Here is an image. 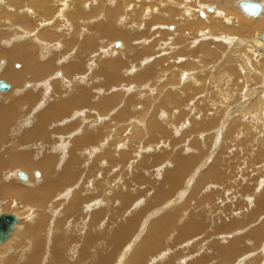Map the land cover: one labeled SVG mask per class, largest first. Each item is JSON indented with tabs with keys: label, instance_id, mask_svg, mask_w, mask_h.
<instances>
[{
	"label": "bare ground",
	"instance_id": "1",
	"mask_svg": "<svg viewBox=\"0 0 264 264\" xmlns=\"http://www.w3.org/2000/svg\"><path fill=\"white\" fill-rule=\"evenodd\" d=\"M52 1L54 2V0H6L5 2L6 5L1 6V0H0V79H5L11 84V88L7 84H6L7 85L6 89L1 88L2 90H7V91H4L3 94H0V201H4L3 199L5 198H12L14 200L15 205L19 206V208L22 209L23 212L27 213V212L35 211L38 217L35 223L33 224L30 223L27 227H25L22 230L19 227L22 218L21 214L18 213L17 216L14 213L0 212V214H13L18 219V222L13 226V230L10 232L6 240L0 243V246L1 245L5 246L6 244L7 246H9L8 241L10 240L11 235L14 233V231L17 230V228H19L21 232L20 233L21 244H18V248H16L15 253H13L14 255H10L8 258H6L7 256H5V260L1 261V263L2 264H42L45 260H47L45 259L46 257L48 258L46 264H112L113 255H114L113 251L115 250V247H117V245L118 247H125L128 245V248L130 247V250L134 246L131 253L128 255L130 261L133 264H142L143 261H145L144 260L145 256L150 255L152 252H153L152 255H156V253L159 251L161 247L163 248V250L169 251V249L173 247V244H176L178 242V239L175 238L176 233H180L181 235L187 233L188 235L187 239L190 238L193 239L196 237L198 238V236L200 235L202 237L204 235L203 239L208 238V234L206 231L208 229V226L206 227L205 230L202 225L203 219L197 222L198 220L196 215L195 217L191 214L190 216L188 214L187 217L185 215V217L188 219L186 220L187 223H186V227L184 228L185 229L187 228L188 231L187 230L185 231L184 228H181L180 225L178 227L174 226L172 222L179 221L178 219L181 218L182 216L180 215L181 217L179 216V218L177 219V217L174 216L173 214L179 212L178 211L179 209L185 211L186 208V206H182L181 204L175 206L173 210L171 209L172 211L175 210V212L170 215H168L170 211L164 213L161 216L156 215L159 212H161V210H158L159 212L157 211L156 213L153 214L150 212L151 214L148 215V218L150 219L152 215H156L157 219H154L152 221L149 219L148 221L142 220L143 224L141 223L142 225L139 226L136 237H132L130 234L123 237L122 235L126 232V226L122 225L123 220H127V224H129L133 218L139 220L141 218L140 217L141 212L148 211L150 207L154 206V204L151 203L152 196L145 199V193L149 191L151 192L153 187L147 185L144 191L140 190V193L139 190L137 189H133L136 190V192L134 193L126 192L128 188L123 187L122 185L123 182L132 179V181L134 182L138 181L137 183H139V180H141L142 178H137L136 176H134L133 178L128 177L129 179L126 180L127 179L126 175H128V172H126L123 169V165H125L124 163L125 158L123 155L124 152L123 153L120 152L119 155L116 157V153H114V145L113 147L110 146L108 144L109 142L108 140L105 139L107 143L105 142L104 144H102L104 145L103 149H101L98 152L99 148L97 147L98 150L96 151L98 154H96V152L94 154L95 149L93 147L95 142L99 140V136L96 135L94 132L96 131V129L91 119L100 120L98 119V115H100L98 113H105L106 111L108 113L109 111L112 110V108L116 104H118L119 111L115 115L114 123H110V125H114V124L120 125L119 122H122L126 119L128 120L129 117H131L130 115H132L133 111H135L134 104L137 103L136 100L132 98L130 101H127L123 104V101L118 100L117 95L109 96L107 95V93L103 92V90H107L113 84L120 83L123 81H125L124 83L125 85L129 84L130 81H134L137 85L143 84L144 82L145 83L150 81L152 82L156 79L155 77L157 75L161 74L163 69L165 70L164 59L161 58L160 61L158 60L156 61V63H152L153 65L150 63V65L145 66L140 71L135 70L136 73L129 78L124 79L123 78L124 74L120 73L124 66H128L132 62L139 63L140 60L143 58V56L145 57L150 55L149 48L142 46L137 47L132 43L134 40L137 41V39H140L144 34L141 33L138 27L134 24L135 19L139 20L142 25L145 22H148L146 17L135 16L138 14L142 15L143 13L142 9L136 11V13L134 12L130 13L129 11H126L125 9L128 10V8H125L123 11L120 9L121 5L123 7H126L127 1L129 0H113V2H110L109 7L105 8L102 11V13H100L99 16L97 14L98 16L97 18H92L94 15H96L99 9L97 2H95L93 9L89 10L87 8H82L83 7L82 4L84 3L86 5V3L88 2V1L86 2V0H79V1L65 0L62 4L60 3L59 5L61 11L64 12L63 15H68L67 17L69 18V21L66 22L67 32H65V30L62 31L60 29L61 27L59 26V24L63 22L60 21L61 23L59 24L55 23L56 21H53L55 20L54 18L50 22H47V20L51 17L52 14L50 13L51 11H48L45 8H47L46 6H48L46 4H50ZM147 1L148 2L152 1V3H154L153 1L158 2L160 4L159 5L160 8L159 7L158 8L161 10V12L162 10L164 11L168 10L166 9V5L168 2H173L172 4L176 3V5H179L177 4L178 2L182 6H188V4L194 3L193 2L194 0H186L185 3H182L181 0H147ZM200 1L202 2L205 1L215 4V7H213V9H210V7H206V8L212 11V13H214L215 15L216 17L215 24H217L219 28L217 25L214 26L215 24L213 26L215 28H218L217 29L218 32L225 33L226 35L230 34L233 35L234 37L235 36L247 37L253 35L256 36V34L258 36L259 34L258 38L255 39L251 38L253 41L252 40H251L252 42L249 41L253 45L252 47L254 48V50H256L253 56L251 55V52H249L250 48L248 49V45H246L243 41L237 40L226 44L227 46H229V51H231V53H229L228 55V58L224 61V64H226L225 67H227V70L229 68L231 72L229 71L230 74L227 75L225 74L224 71L225 69L223 70L224 72L222 71V73L225 74V76L227 77V84L230 85L233 82L234 79H231V77L236 74V70H235L236 68H238V70H240V73H242L245 77L253 71L257 72L256 69L258 70V68L259 70L261 68L264 69V53H258V51L264 50V33H262L264 31L263 30L264 14L262 15L264 10V0H240L237 2L234 8L235 12L231 11L232 10L231 4L233 0H200ZM255 1H259V2H255ZM195 4L196 2L194 3V5ZM245 4L258 5L259 6V9L257 10L258 12L255 13L254 15H250L246 13L241 8ZM8 6H11L12 8L11 7L9 8ZM28 7L31 8L33 14H35V18L37 17L40 18L39 20L35 19L37 20V22L36 25L34 26L30 25V22L28 20L29 18H27L28 16H26ZM65 7L68 8L67 12L65 11L66 9ZM22 8H24V10H22L20 14V9ZM52 8H54V6H52ZM9 9L12 11L11 13L9 12ZM202 9L203 8L196 9L198 10L197 15L206 18L209 16V14H212L210 13V11H205V9L203 10ZM52 11L55 12V9H53ZM184 13L186 12L184 11ZM121 14H123L124 16L122 22L124 26H119L120 22L117 23V20ZM240 14L248 17L244 19L243 17H240ZM42 15L43 18L41 17ZM153 15L155 16V14ZM228 15H230V17H228ZM57 16L60 17V15ZM165 19H167V17ZM250 19L254 21H251ZM43 21H46L47 23ZM124 21L129 25H125ZM181 21H179L178 24H182L180 23ZM220 22H225L230 27L224 28ZM195 23H197V21ZM45 26H49V29L47 30H49L50 32L44 31L46 29ZM163 26H165V24ZM42 28L44 30H42ZM181 29L183 30L184 28L182 27ZM186 29L187 28H185V30ZM79 31H82L81 35L79 34L80 33ZM187 31L188 30H186L185 32L187 33ZM213 32L218 34V32L216 31ZM153 34L155 33L153 32ZM206 34L210 36L209 31H206ZM182 35H178L180 38H178L177 40H176L177 37L174 35L176 38L173 36L172 44L173 45L182 44L183 41ZM211 35L213 34L211 33ZM97 38H99V41H97ZM114 39L124 40V44H121L120 42H114V45H112L115 46V48L121 47V49L108 50V52L111 54L110 60L105 58H95L94 50H96L97 48L100 49L101 48L100 44L107 45L110 43V41ZM195 42H196L195 43L196 46L194 48L183 47L182 49L177 51L178 55H174V56L172 55L173 57L172 59L175 61V63L179 62L180 64H182L185 71L186 69L191 71L195 69L199 70V68H204L207 65L216 62L221 55V53L219 54L218 51L221 50L220 48L222 47V45L207 41H204L203 43L197 45V41ZM165 48H167V46L162 44L160 50ZM247 49L249 50L248 54H247ZM106 51L107 50L103 51L104 54ZM110 54H108V57ZM180 54L183 55L182 61H179L177 59V57ZM99 55L100 54H98L97 57H100ZM254 56H263V57L262 59H260ZM65 57H67L68 60L66 61L65 59H63L66 62L64 64H60L59 60H62V58ZM234 60H237V62H235ZM92 62L93 64L91 65ZM17 63L19 65H17ZM175 63L173 62V64ZM180 64H179V68L182 67V66L180 67ZM15 65H17L18 67L16 68ZM234 66L235 69L231 70V68H234ZM168 70H169V66H168ZM217 70L209 73L211 74L209 76L213 77V75H215L214 73H216ZM170 73L172 75L170 76V78H167L165 84L166 83L175 84L178 82L179 79L180 81L182 80L183 83H185L183 84V86L188 85L190 90H195L196 92H199L200 91L199 89H203L201 88L202 86L207 87V85L210 86V83H212L209 82V84L207 83L203 84L202 80L198 77L197 74H195V76L192 75L193 77L188 76L189 74L188 75L186 74L185 77L184 73L181 71H176L175 67L173 68L171 67ZM222 75L216 74L214 76L216 80L214 79L213 80H214V84L216 85L213 86V88L218 87L220 82L223 83V78L221 79ZM205 78H207L206 75ZM186 79H188V81ZM1 82L3 81H0V83ZM163 85L164 84H161L160 86L156 85L157 86L156 93L157 91L159 93L162 90ZM211 87L210 89H213ZM101 88H103V90H101ZM94 89H97V95H100V93H104L101 99L99 100L94 99L93 97ZM181 89L184 90L187 88L184 86V89L182 87ZM213 90H209L210 95L211 93H213ZM175 92L177 91L166 92L164 93V98L162 97L163 98L162 106L166 108V111L172 107H176L175 105L179 104V101L182 100L183 98V96L181 97V95H179L180 97H178L175 94ZM186 95H187L186 97L189 96L188 94ZM214 96L216 95L213 96L211 95L209 97L213 99ZM201 98L199 100H201ZM185 99L186 98H184L183 100ZM37 100L41 101V103H39V105L36 106L37 107L36 112L35 113L33 112V114L31 113L29 114L31 107L37 102ZM182 104L183 103H181V105ZM196 104L194 103V105ZM205 106L207 105L205 104ZM20 108H22L21 112L19 111ZM168 111L171 112V110ZM159 112L157 114H160ZM167 113L164 112L163 116L166 115ZM175 113L177 112H174V114ZM27 114H29L30 119L29 118L26 119ZM197 114L198 113H196V115ZM150 116L151 117L147 119L148 129L151 128L156 129L155 131H159L162 136L165 134L169 135L168 133L169 131L162 125L163 123L161 124L162 120L164 121V119L158 116L159 119L161 120L160 122L159 119L156 117V115L155 116L150 115ZM176 116L177 115H175V117ZM133 117L141 120L144 117L143 111L137 112V115ZM172 118L173 117H171V119ZM166 119H168V117ZM173 121H175V119ZM137 123L139 122L137 121ZM202 124L203 123H201V125ZM145 125H146V120H145ZM150 125L151 128H149ZM212 125L215 126L216 124L214 123L211 124V126ZM108 126L109 125H105L104 128H111V126L109 127ZM129 126L132 129L135 128L131 124ZM254 127L257 130H260V126H257L255 124ZM187 128L189 129L190 126ZM201 128L198 129L200 130ZM215 128L216 127H214V129ZM225 128L227 129V132L230 135L233 131L235 130L237 131V129L241 130L240 132H238L239 134L240 133L243 134V132H245L244 127L238 128L236 125L233 126L230 123H228V125ZM136 131L137 130H135V132ZM191 132L193 133V131ZM197 132L195 131L196 134ZM103 135L104 133L102 134V136ZM135 136H133V138ZM193 136H195V134ZM181 139H183L182 136ZM193 139H194L193 141L195 142V137ZM197 140L200 141V139ZM193 141L192 144L194 143ZM251 141L253 142V140ZM197 146H200V143ZM177 152L178 150L176 152L173 151V154L170 155L169 160L170 163L172 164V170L168 172V174L166 175L165 182L163 184L157 185L158 188H165V189H171L172 191H176L178 189L177 187L181 186L182 184L181 177L183 178L184 171L187 170L192 165H194L196 160L198 161V157H197L198 155L197 154L194 155L190 153V151L187 148L185 152L184 151L180 152V150L179 153ZM164 154L161 156L162 159H160L159 161L165 159L167 154L165 155ZM128 160L126 159V161ZM141 161H143V159ZM146 161L148 162L147 159ZM104 163L105 166L107 165L109 166L110 164L118 165L115 169H113V171L114 170L116 172L120 171V175L122 177L120 176L121 180L118 182V186L117 187L115 186L116 187L115 189H113L114 185L111 186L112 173L109 172L107 174H104L103 173L104 171H102V168L105 167L103 166ZM140 163H138V165ZM215 163L216 164H212V166H210L207 172L195 176L196 184L193 187V189L190 188L191 190H193L196 193V191L199 190L198 187L202 183H203L202 185H204L205 181H208L207 179L209 178L214 179L215 181L219 179L222 180L218 176V172H220L219 164L222 163V160L219 161L218 159H215ZM141 164L142 165L139 166L143 167V163ZM98 166H100L101 169H99ZM147 167L146 169H148ZM81 168H85L86 173L85 175L83 174L85 177L83 178V175H81L80 180L83 181L82 183L78 182L79 184L76 185V182L80 177L79 172H82ZM13 169L17 170L14 172V178H17L18 180H19V176L22 180L28 179L26 173H24V171L23 172L19 171L20 169L29 172L34 169L36 170L38 169L41 172V177L40 179H38L39 183H34L30 179H28V184L32 188L26 189L15 183L14 181L16 179L14 181L13 179L11 181L10 180L8 181V178L11 177L9 176L8 173ZM6 174H8V176H6ZM120 177L118 179H120ZM184 177H186V175ZM118 179L116 180L118 181ZM225 181L226 180H223V182ZM125 185H129V183L127 184L124 183V186ZM120 188H122V190ZM194 192L192 193L195 195ZM190 193L188 194V199L196 198L195 196H193L192 193L190 195ZM211 195L213 194L211 193ZM259 195L260 196H258V198L256 196L257 198L256 199L257 202H255L256 213H251V215L249 216L250 220L253 217L255 218L257 214H261L264 212V190L261 193H259ZM215 196L216 195H214V197ZM166 197L171 198L170 201L172 202L171 204L178 201L177 199L173 200L174 195L171 193L163 196V198ZM99 198L100 200H98ZM204 198L201 199V201L202 200L204 201ZM94 199H97L98 201L96 200L97 201L96 204L93 202L95 205L93 206L91 205L93 207L92 210L89 209L88 213H86L85 205ZM142 200L144 205L139 209H137L136 211L134 210L133 213H131L132 211H130L129 212L131 213L130 217L123 219L124 215L128 213L126 212V205L132 201H135V203L132 206L138 207L139 202ZM170 202L165 203L164 206L167 207L168 204H170ZM0 204H2V202H0ZM99 205L101 209L102 207L107 209L106 218H104L103 216L104 213L103 211H96V209L99 208L98 207ZM90 211L91 213H89ZM115 213L116 216L114 215ZM56 214L58 215L55 217ZM81 214H83L84 216L87 215V218L85 220L84 217L83 219H81L80 217ZM154 217L155 216H153V218ZM49 218H54L55 221L53 225L49 223L52 226V234H50L51 238L46 239V234H45L47 230L46 224L49 225L46 222H49ZM149 221L151 222L149 223ZM145 222L146 224H144ZM147 222L150 224L148 231L146 228L148 225ZM199 223L201 224V227L199 226L200 225ZM260 223L262 224L257 226L258 228H254L251 232V238H253V241H255L252 243L254 244L255 247H257V242L261 239L262 235H264L263 233L264 221ZM100 225L101 228L103 227L104 228L100 229L99 228ZM242 226L243 224L239 221V222H234L231 225L224 224L215 227L212 226L210 227V231L211 233L219 234L220 232H224V231L229 232L231 230H234L235 228H240ZM171 228H175V230L169 238L163 240L162 237H159L161 233ZM84 229H85V233L83 232ZM132 230H134L133 226H132ZM191 231L196 232V234H193ZM119 237L120 239L118 243H116L115 238H119ZM239 238L231 242L228 241L229 242L228 245H224V244L221 245L217 241L215 242L216 244L213 245L210 244L212 247L210 250L213 251L212 253L215 256H217V258L219 257L221 258L220 261H218L219 262L218 264H232L237 256L243 254L242 248L239 246L240 245L239 243L242 240ZM123 239H125V241H122ZM199 239L201 240L200 237ZM203 239L201 240V242L203 241ZM10 247H7L4 252L10 251L11 250ZM109 249H111L112 252L108 253ZM68 251H70L69 252L70 256L64 258L62 256V252L65 254ZM119 256L127 257V251H125V249L120 251L118 257ZM263 256H264V251L262 252V257ZM154 257L153 258L151 257L150 259L152 260L151 262H153ZM71 258H73L72 262H70ZM255 259H253L252 261L250 260L249 262L248 260H246L248 262L247 264H254V262L257 261ZM260 260H261V256H260ZM263 261H264V257H263ZM262 264H264V262Z\"/></svg>",
	"mask_w": 264,
	"mask_h": 264
},
{
	"label": "rangeland",
	"instance_id": "2",
	"mask_svg": "<svg viewBox=\"0 0 264 264\" xmlns=\"http://www.w3.org/2000/svg\"><path fill=\"white\" fill-rule=\"evenodd\" d=\"M57 1H58V3H57ZM64 1L65 0H54V2L52 1L50 4H46L48 6H46L47 8H45V9H47L48 11H51L50 13L52 14L51 17L47 20V22H50L51 20H53V18L55 19L53 21H56L55 23L59 24V23L63 22L65 25L63 23H61V24H59V26L61 28L60 27L59 28L62 31L65 30V32H67L66 22L69 21V18L67 17L68 15H63L64 12H62L60 7H59L60 3L62 4ZM89 1L91 2V4ZM185 1L186 0H181L182 3H185ZM199 1L200 0H194L193 2L194 3L196 2V4L194 5V3H190V4H188V6H182L178 2H177V4H179V5H176V3L172 4L173 2H168L166 5V9H168V10H166L167 12L164 10H162V12H161V10L159 9L160 4L156 1H153L154 3H152V1L148 2L147 0H139V1L138 0H129V1H127L126 7H123L122 5H121V7L119 6L120 9L123 11L125 8H128V10L127 9H125V10L129 11L130 13H133V12L136 13V11H139L140 9H142V12H143L142 15L138 14L135 16L136 17H138V16L146 17L148 22H145V23L143 22L146 25V27H145V25L143 24L144 25L143 26L139 20L135 19L134 24L138 27L140 32L144 33V34L140 39H137L138 42L136 40H134L132 43L134 45H136L137 47H141V46L147 47L150 50V55L145 56V57L143 56V58L140 60L139 63L132 62L128 66L123 67V69L120 72V73L124 74L123 78L125 79V78H129V77L133 76L136 73V71H140L145 66L150 65V63L152 64V63H156V61H158V60L160 61L161 58L164 59L165 70L163 69L161 74L157 75L155 77L156 79L152 82L151 81L146 82V83L144 82L143 84L137 85L134 81H130L129 84L125 85L124 84L125 81H123L120 83L113 84L107 90H103V88H101V90H103V92L107 93V95H109V96L110 95H117L118 100L123 101V104L127 101H130L132 98H134L137 103L134 104V110L135 111H133V114L130 115L131 117H129L128 120L126 119L122 122L118 121L120 123V125H118V124H114L115 126L110 125V123H114L115 115L119 111L118 104H116L112 108V110L109 111L108 113H107V111L105 113H98V114H100V115H98V119H100V120L91 119L93 121V124L95 125V129H96V131H94V132L96 135L99 136V140L95 142L94 147H93L95 149L94 154H95V152H96V154H98L96 150H98V148H99V150H98V152H99L101 149H103L104 145H102V144H104L106 142L105 139L108 140L109 141L108 144L110 146L113 147V145H114V153H116V157L119 155L120 152H122V153L124 152L123 155L125 158V162H124L125 165H123V169L126 172H128V175H126V178H127L126 180H128L129 178H133L134 176H136L137 178H142L141 180L138 179L139 183H137L138 181L137 182L132 181V179H129L128 181L123 182L122 183L123 187L128 188L126 190V192L127 193H130V192L134 193V192H136V190H133V189H137V190H139V193H140V190L144 191L145 187H147V185L153 187L151 192L149 191V192L145 193V199L152 196L151 203L154 204V206L150 207L148 211L141 212L140 213L141 218L139 220H136L135 218H133L129 224H127V220H123L122 225L126 226V232L122 235L123 237L128 235V234H130L132 237H136L139 226L143 224L142 223L143 221H148V219H149L148 215H150L151 213L152 214L156 213L158 210H161V212L158 211L159 213L156 215L161 216L168 211H170L168 213V215H170V214L175 212V210L174 211H172V210L175 208V206H177L179 204H181L182 206H186V208H185V211L179 209L178 210L179 212L173 214L174 216L177 217V219L179 218L180 215L182 216V217L180 216L181 218L178 219L179 221L172 222L175 227H178L179 225L181 226V228L186 227V223H187L186 220L188 219L186 217L188 216V214H189V216L191 214L194 217L196 215L197 220H198L197 222H199L200 220L203 219L202 225H203L205 230H206V227L208 226V229L206 230L207 234H208V238L203 239L204 235H203V237L200 235V236H198V238L196 237L193 239L192 238L187 239L188 238L187 233L184 235H181L180 233H176L175 238L178 239V242L176 244H173V247L171 249H169V251H165L161 247L159 249V251L156 253V255H152L153 252L150 255H147L145 257L141 254L145 260V261H143L142 264H218L219 263L218 261H220L221 258L219 256H218L219 258H217V256H215L212 253L213 251L210 250L212 248L211 245L216 244L215 243L216 241L219 242L221 245L222 244L228 245L229 242H231L233 240H237L239 237H240L239 239L242 240V241H240L239 246L242 248L243 254L237 256L235 258V261H233V263L234 264H243V263L247 264L250 260L252 261L257 256L255 259L257 261H255L254 264H258V263L262 264L264 262L263 261L264 256L262 257V252L264 251V235H262L261 239L257 242V247H255L254 244L252 243L255 241H253V238H251V232L254 228H258L257 226L262 224L260 222L264 221V212L261 214H257V216H255V218L253 217L251 220H250L249 216L251 215V213H256V206H255V204H256L255 202H257L256 199L258 198V196H260L259 193H261L264 190V141H263V139H264V95H263L264 94V69L261 68L259 70V68H258V70L256 69L257 72L253 71L254 73L251 72L245 77L242 73H240V70H238V68L235 69V66H234V68H231V70L235 69L236 74H238V75H236V74L233 75L231 77V79H234L232 82L234 84L231 83L230 85H228L227 84V77L225 76V74L228 75V74H230L231 71L229 68L227 70V67H225L226 64H224V61L228 58L229 53H231V51H229V46L226 45L227 43L234 42L237 40L243 41L246 45H248V49L250 48L249 49L250 51L247 49V54L249 51V52H251V55L253 56V54L255 53L256 50H254V48L252 47L253 45L251 44V42L253 41L252 40L253 38L254 39L258 38L259 34H258V36L256 34V36L253 35V36H247V37H243V36H241V37L235 36L234 37L233 35H230V34L226 35L225 33L218 32L217 29L219 28V26L217 24H215L216 23V17L214 15V13H212V11H210L206 8V7H210V9H213V7H215V4H212L210 2H205V1H203V2L202 1L199 2ZM238 1H240V0H233V2L231 4V9H232L231 11L235 12L234 8H235ZM5 2H6V0H1V6L6 5ZM86 2L85 3L87 6L83 3L82 4L83 7L82 6L81 7L87 8L89 10L93 9L95 2H97L99 9H98V12L96 13V15H94L92 17V18H97L105 8L109 7L110 2H113V0H104V1L103 0H95V1L94 0H86ZM103 2H105V3H103ZM255 2H259V1H255ZM137 3H138V5H137ZM139 4H141V5H139ZM51 5L54 6V8H52ZM175 5H176V7H175ZM8 7L10 8L11 6H8ZM201 8L205 9V11H210V13H212V14H209V16L206 18L201 17L200 15H197L198 10H196V9H201ZM53 9H55V12L52 11ZM22 10H24V8L20 9V14H21ZM67 10H68V8L65 9L66 12H67ZM131 10H132V12H131ZM187 10H189V11H187ZM184 11L186 13H184ZM9 12L11 13L12 11L9 9ZM29 12L33 14V11L31 10V8L28 7V10L26 12V16H28L27 18H29L28 20L30 22V25L34 26V25H36L37 20H39L40 18H38V17L35 18V14H33L34 15L33 16ZM61 12H62V14H61ZM168 12H169V15H168ZM27 13H28V15H27ZM150 13H151V15H150ZM157 13H158V15H157ZM179 13H181V14H179ZM97 14H98V16H97ZM140 14H141V11H140ZM153 14H155V16ZM177 14L180 16H178ZM263 14H264V10H263L262 15ZM57 15H60V17ZM185 15H187V16H185ZM156 16H158V17H156ZM165 16L167 17V19H165L166 18ZM41 17L43 18V15ZM154 17H155V19H154ZM228 17H230V15H228ZM240 17H243L244 19H246L248 16L246 17L245 15L240 14ZM123 18H124V16H123V14H121L117 20V23L120 22L119 26H124L122 24ZM231 18H234V17H231ZM35 19H37V20H35ZM252 19H255V18H252ZM252 19H250V20L254 21ZM34 20H35V22H34ZM247 20H249V19H247ZM86 21H87V19H86ZM152 21H154V22H152ZM179 21H181L180 23H182V24H178ZM196 21H197V23H195ZM43 22H46V21H43ZM163 23L165 24V26H163L164 25ZM169 23H170V26H169ZM189 23H192V24H189ZM220 23L223 25L224 28L230 27L225 22H220ZM124 24L129 25L125 21H124ZM148 24H149V26H148ZM180 25L184 28L183 30L181 29L182 27ZM213 25L214 26L217 25L218 28H215ZM188 26L189 27L192 26V27L189 28ZM43 28H42V30H44L46 28L44 31L50 32L49 30H47V29H49V26H45V28L44 29ZM175 28L177 29V32H176ZM185 28H187L186 30H188L187 33L185 32L186 31ZM158 30H159V32H158ZM181 30H182V32H181ZM156 31H157V33H156ZM206 31H209L210 36H208L206 34ZM213 31L218 32V34L213 32ZM79 32H80L79 34L81 35L82 31H79ZM153 32L155 34H153ZM211 33L213 35H211ZM262 33H264V31ZM145 35H147V36H145ZM178 35H182V40H183L182 44H174L173 45L172 44L173 36L177 40L178 38H180ZM189 36H190V38H189ZM154 37H155V39H154ZM19 38H21V37H19ZM151 40H153V41H151ZM97 41H99V38H97ZM195 41H197V45H199L200 43H203L204 41L217 43L219 45H222V47L220 48L221 50L218 51V53L219 54L221 53V55L216 62L207 65L206 66L207 68L206 67L199 68L200 71L198 69L191 70V71L186 69V71H185L182 64H180L179 62L175 63V61L172 59L173 58L172 55L173 56L178 55L177 51H179L183 47H191V48L193 47L194 48L196 46ZM246 41L247 42L251 41V42L247 43ZM114 42H120L121 44H124V40H122V39H114V40L110 41V43L107 45H101L100 44L101 48L100 49L97 48L96 50H94L95 51V58H105V59L110 60L111 54L108 52V50H112V49L120 50L121 49V47L115 48V46H112V45H114ZM51 44H54V43H51ZM162 44L167 46V48L160 50ZM104 50H107L105 52V54L103 52ZM257 50H259V49H257ZM97 53L100 54L99 55L100 57H97L98 56ZM258 53H264V50L258 51ZM108 54H110L109 57H108ZM182 56L183 55L180 54L177 57V59L179 61H182ZM254 57H258V58L262 59L263 56H254ZM63 59H65L66 61L68 60L67 57L62 58V60H59L60 64H64L66 62ZM234 61L237 62V60H234ZM173 62L175 64H173ZM232 63H234V62H232ZM92 64H93V62L91 63V65ZM179 64H180V67L182 66L181 68H179ZM17 65H19V64L17 63ZM17 65H15L16 68L18 67ZM138 66L141 68H139ZM168 66H169V70H168ZM171 67L172 68L175 67L176 71L183 72L185 77H186V74L187 75L189 74L188 76H191V77H193V76H195V74H197L198 77L202 80L203 84H205V83L209 84V82H212V83H210V86H208V85H207V87L202 86L201 88H203V89H199L200 91L203 90L202 91L203 93L200 91H199L200 92L199 93V92H196L195 90H190L188 85H184L187 88V89H184L183 84H185V83H183V81L182 80L180 81L179 79H178V82L175 84H172V83H170V84L166 83L165 84V81L167 80V78H170V76L172 75L170 73ZM219 68H221V69H219ZM215 70H217L216 73H214L215 75L216 74L222 75L223 70L225 71V74H223L221 77V79L223 78V83L220 82L219 86L217 85L218 87L213 88V86L216 85V84H214V80H216L214 77L215 75H213V77H210L209 75H211V74H209V73H211L212 71H215ZM205 75L207 78H205ZM186 80L188 81V79H186ZM0 81H3L5 84L10 86V88H11V84L8 81H6L5 79H0ZM153 83H154V85H153ZM161 84H164L162 87V90L159 93H158V91L156 93V90H157L156 85L160 86ZM234 86H236V87H234ZM181 87L184 90H182ZM210 87L213 88L214 90L210 89ZM207 89H208V91H207ZM223 89H224V91H223ZM209 90H213V93H211V95L212 96L216 95V96H214L215 99L213 97H212L213 99H211L209 97V96H211ZM4 91H7V90H2L0 88V94H3ZM170 91H177V92H175V94L178 97H180L179 95H181V97L183 96V98H182V100L179 101V104L175 105L176 107H172V108L168 109V110H171V112L167 110L168 111V113H167L166 108H164L162 106V99L164 98V93L170 92ZM179 93H181V94H179ZM186 94H188L189 96L186 97L187 96ZM190 94H192V95H190ZM103 95H104V93H100V95H97V89L93 90L94 99L99 100L102 98ZM194 95H197V96H194ZM220 97H221V99H220ZM154 98H155V100H154ZM184 98H186V99L183 100ZM200 98H201V100H199ZM206 101H208V102H206ZM204 102L207 106H205ZM39 103H41V101L37 100V102L31 107L29 114L30 113L33 114V112L34 113L36 112V110H37L36 106H38ZM181 103H183V104L181 105ZM194 103L195 104L198 103V104H196L197 106L194 105ZM195 106L197 109L195 108ZM156 107H158L160 109V112H159V109ZM218 107H219V109H218ZM197 110H199V111H197ZM19 111L21 112L22 108H20ZM140 111H143V116H144L143 118L144 119L142 118L140 120V119L134 118L133 116L137 115V112H140ZM156 111H158L160 114H157L158 112H156ZM162 112L163 113L165 112L167 114L163 116ZM174 112H177V113L174 114ZM178 112H180V113H178ZM196 113H198V114L196 115ZM29 114L26 115V119L29 118ZM93 115H96V114H93ZM150 115H152V116L156 115V117L158 119H159V117L164 119V121L162 120V122L160 119H159V121L161 122V124L163 123L162 125L169 131L168 132L169 135L165 134L162 136L159 131H155L156 129L151 128V125L149 127L151 129H148L147 119L149 117H151ZM175 115H177V116L175 117ZM30 117H31V115H30ZM167 117H168V119H166ZM171 117H173V118L171 119ZM199 118H202V119H199ZM134 119H136V120H134ZM174 119H175V121H173ZM145 120H146V125H145ZM192 120L194 121V123ZM137 121L139 123H137ZM210 121H212V122H210ZM201 123H203V124L201 125ZM214 123L216 125L211 126V124H214ZM228 123L232 124L233 126L236 125L238 128L244 127L245 132H243V134H241V133L239 134L238 132H240L241 130L237 129V131L236 130L233 131L230 135L227 132V129L225 128L228 125ZM254 123L257 126H260V130H257L254 127L255 126ZM130 124L133 125L135 128H133V129L130 128V126H129ZM136 124H137L138 128L136 127ZM105 125H109V126H111V128H104ZM172 125H173V127H172ZM191 125H192V128H191ZM189 126H190V128L188 129L187 127H189ZM201 126H202V128H201ZM207 126L210 128H208ZM194 127L196 130L194 129ZM214 127H216V128L214 129ZM198 128H201L202 130L201 129L199 130ZM184 129H186V130H184ZM203 129H204V131H203ZM211 129H213V130H211ZM135 130H137V131L135 132ZM150 131H151V133H150ZM191 131H193V133ZM195 131L196 132L199 131V132H197L198 135L195 133ZM209 131H211V132H209ZM189 132H190V134H189ZM103 133H104V135L102 136ZM194 134H195V136H193ZM187 135H189V136H187ZM190 135H191V137H190ZM133 136H135V137L133 138ZM181 136L183 139H181ZM194 137H195L196 143L193 141ZM196 137H198V138H196ZM187 138H189V139H187ZM197 139H200L201 142ZM206 139L208 140V143H207ZM183 140H184V142H183ZM251 140H253V142ZM110 141H112V142H110ZM192 141L194 142L193 144H192ZM175 143H177V144H175ZM188 143H190V144H188ZM199 143H200V146H197ZM195 144H197V145H195ZM186 148L190 151V153H192L194 155L195 154L198 155L197 156L198 161L196 160L197 162L195 161L194 165H192L191 167H189L187 170L184 171V174L186 175V177H184L185 176L184 174H183V178L181 177V179H182L181 186H178L177 187L178 189L176 191H172L171 189L158 188L157 185L163 184L165 182L166 175L168 174V172H170L172 170V164L170 163V160H169L170 155L173 154V151L176 152L177 150H178L177 153H179V150H180V152L181 151L185 152ZM171 149H172V151H171ZM164 153L167 154V156L165 157L164 160L159 161L160 159H162L161 156ZM259 153H260V155H259ZM126 156H127V158H126ZM93 157H92V159H93ZM199 157H202L203 160H202V158H199ZM128 158H129V160H128ZM126 159L128 161H126ZM142 159H143V161H141ZM146 159L148 160V162L146 161ZM215 159H218L219 161L222 160V163L219 164L220 172H218V176L222 180L219 179V180L215 181L214 179L209 178V179H207L208 181H205L204 185H202L203 184L202 183L198 187V189L200 191L197 190L195 193L193 190L190 189V188L193 189V187L196 184L195 176L199 175L201 173L207 172L208 169L210 168V166H212V164H216ZM140 162L143 163V167L139 166V165H142ZM138 163H140V164L138 165ZM159 163H160V165H159ZM136 165H138L140 168L141 167L142 168L140 169ZM103 166H105V163L103 164ZM109 166H111V167H109ZM109 166L107 165L104 168H102V171H104L103 172L104 174H107L109 172L112 173L111 174L112 175L111 186L114 185L113 189H115L118 186V182L121 180L122 176L120 175V171H117V172L115 170L113 171V169H115L118 165L110 164ZM146 167L148 169H146ZM149 167H151V168H149ZM98 168L101 169L100 166H98ZM132 168H134V169H132ZM105 169H106V171H105ZM15 171H17V170L13 169V170L9 171L8 174L12 178L11 177L8 178V181L9 180L11 181L12 179L14 181L16 179L14 182L17 183L18 185H20L21 187L26 188V189L32 188L28 184V179H30L34 183H39L38 179H40V177H41V172L38 169L37 170L34 169L30 172L23 170V169L19 170L21 172L24 171V173H26V175L28 176V179H26L27 181L22 180L20 178V176H19V180L17 178H14V172ZM81 171L82 172H79L80 177L78 178L76 185L79 184L78 182L82 183L83 180H80L81 175H83V174L85 175V173H86L85 168H81ZM8 174H6V176H8ZM38 174H39V176H38ZM84 175H83V178L85 177ZM119 177H120V179H118ZM116 179H118V181ZM223 180H226L225 181L226 183L223 182ZM124 183L125 184L129 183V185L124 186ZM133 187H135V188H133ZM120 189L122 190V188H120ZM190 192L191 193L194 192L195 195L193 193L192 194L196 198H189L188 199V194ZM210 192L213 195H211ZM169 193L174 195L173 200L177 199L178 201L171 204L172 203V202H170L171 198H168V197L163 198L164 195L169 194ZM191 193H190V195H191ZM214 195H216V196L214 197ZM256 196H257V198H256ZM203 198H204V201L203 200L201 201V199H203ZM205 199H206V201H205ZM3 200L5 202L0 201V202H2V204H0V212L14 213L15 215H17L18 213L21 214L22 218H21V223L19 225L20 229L23 230L30 223L33 224L37 221L38 217H37V214L35 213V211L27 212L28 213L27 214L26 212H23V210L20 209L19 206L15 205L14 200L12 198H5ZM96 200L97 199H94V200L88 202L87 204L85 203L86 204L85 205L86 213H88L89 209L92 210V208H93L92 206L95 205L96 202L98 200H100V198L97 201ZM9 202L12 204H10ZM168 202H170V204H168V206L165 207L164 204L168 203ZM7 203H8V205H7ZM134 203H135V201H132L126 205V212H128V213H126L124 215L123 219L130 217L131 213H133L134 210L136 211L137 209H139L140 207H142L144 205L143 200L139 202L138 207H136V206L133 207L132 205ZM203 203L205 206L203 205ZM208 204H209V206H208ZM160 205H162V206H160ZM98 207L99 208H97L96 211H103L104 212L103 216H104V218H106L107 217V214H106L107 209H105L104 207H102V209H101L100 205ZM130 211H132V212L129 213ZM226 211H228V212H226ZM182 212H183V214H182ZM89 213H91V211ZM57 215L58 214H56L55 217ZM114 215L116 216V213ZM156 215H152V217L149 220L152 221L154 219H157ZM185 215H186V217H185ZM153 216H155V217L153 218ZM201 216H202V218H201ZM80 217H81V219H83V217H84V220H85L87 218V215L84 216L83 214H81ZM180 219H182V220H180ZM54 221H55L54 218H49V222H46V223H48V224L50 223L53 225ZM151 221H149V223ZM239 221L243 224V226L240 228H235L234 230H231L229 232L224 231V232H220L219 234H214V233H211V231H210V227H212V226L215 227V226L224 225V224L231 225L232 223L239 222ZM250 222H251V224H250ZM149 223L147 222V224H148L146 227L147 231L150 227ZM180 223H183V224H180ZM50 224L49 225L46 224V227H47V230L45 232L46 239L51 238L50 234H52V226ZM144 224H146V222ZM132 226L134 227V230H132ZM199 226L201 227V224ZM99 228L103 229L104 227L101 228V225H100ZM174 230H175V228L168 229V230L164 231L163 233H161L159 235V237H162L163 240H166V238H169L173 234ZM184 230L186 231L187 228L186 229L184 228ZM88 231H89V228H88ZM83 232L85 233V229ZM20 233L21 232H20L19 228H17V230L14 231V233L11 235L10 240L8 241L9 246H7V244L5 246H3V245L0 246V252H1L0 253V263H1V261L5 260V256H7L6 258H8L10 255H14L13 253H15V249L18 248V244H21ZM192 233L196 234V232H194V231ZM195 236H197V235H195ZM199 237L201 238V240L203 239V241L204 240L205 241L201 242ZM119 239H120V237L115 238L116 243H118ZM122 241H125V239H123ZM45 245H47V244H45ZM7 247H10L11 250L8 252H4ZM127 248H128V245L125 247H118V245H117V247H115V250L113 251L114 255H113L112 264H128V263L133 264L130 261V259L128 258V255L131 253L134 246L131 248V250H130V247L128 249ZM1 249H2V251H1ZM124 249H125V251H127V257H123V256L118 257L119 252L124 250ZM69 252L70 251H68L65 254L62 252V256L64 258L69 257L70 256ZM109 252H112V250L109 249L108 253ZM260 256H261V260H260ZM151 257L152 258L154 257L155 261L153 259V262H151L152 261V260H150ZM45 259L48 260V258H46V257H45ZM216 259H218V260H216ZM47 260H45L42 264H46ZM72 260H73V258L70 259V262H72ZM246 260H248V262Z\"/></svg>",
	"mask_w": 264,
	"mask_h": 264
},
{
	"label": "water",
	"instance_id": "3",
	"mask_svg": "<svg viewBox=\"0 0 264 264\" xmlns=\"http://www.w3.org/2000/svg\"><path fill=\"white\" fill-rule=\"evenodd\" d=\"M243 11L250 15L257 13L259 6L255 4H245L241 7ZM0 88L6 89L7 85L3 82L0 83ZM18 222V219L13 214H0V243L5 241L13 230V226Z\"/></svg>",
	"mask_w": 264,
	"mask_h": 264
}]
</instances>
